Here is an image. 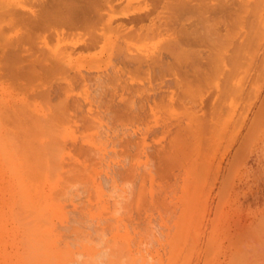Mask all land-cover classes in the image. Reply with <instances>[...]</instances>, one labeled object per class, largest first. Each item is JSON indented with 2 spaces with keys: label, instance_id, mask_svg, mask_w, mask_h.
<instances>
[{
  "label": "rangeland",
  "instance_id": "1",
  "mask_svg": "<svg viewBox=\"0 0 264 264\" xmlns=\"http://www.w3.org/2000/svg\"><path fill=\"white\" fill-rule=\"evenodd\" d=\"M41 1L0 0V264H264V0H188L195 7L182 13L178 0H115L112 24L143 27L146 38L127 43L114 31L104 44L106 30L89 52L74 48L82 32L50 35L49 50L27 40ZM164 3L177 12L174 38L196 52L181 71L198 66L201 83L175 87L163 68L175 61L165 50L173 34L160 35ZM20 47L30 58L10 64ZM125 53L160 57L164 71L150 61L149 79L145 65L119 78ZM55 68L74 76L69 90Z\"/></svg>",
  "mask_w": 264,
  "mask_h": 264
},
{
  "label": "bare ground",
  "instance_id": "2",
  "mask_svg": "<svg viewBox=\"0 0 264 264\" xmlns=\"http://www.w3.org/2000/svg\"><path fill=\"white\" fill-rule=\"evenodd\" d=\"M34 1V3H36V4H38L41 0H33ZM115 0H47L46 2L44 1L43 2V0L41 1L42 2V6L40 7L41 8V11H40V13H37V12H35L34 10V12H31L30 11V13H31V17L30 18H27L25 21H27V23H28V25L30 26V27H28V25H27V27L29 28V31L28 30H26V31H28L27 33L30 35H28V38H27V40L28 41H30V39L33 37V39L34 38H40L41 39V43L40 44H42L41 46L42 47H44V49L46 48V49H48L49 50V48H48V42L46 41L48 38H49V36L50 35H53V36H55L56 37V40L58 41V39H60V37L62 36V35H64L65 36V31H66V35H68L69 33L70 34H74L75 32L77 33H81L82 32V34H84V36L83 35H81V34H76V36H83V37H85V38H83V37H81V40H80V42L78 43V44H76V45H74V48L75 47H78L79 49H81V51L83 50V51H93L92 49H94L98 44H99V42H101L102 40H103V37H104V34H106L105 35V37L107 36V33L109 34L108 35V40H105V37H104V44L105 43H107L108 41H110V39H109V37L111 36V34H113V35H115L116 33H118V34H116L115 36L116 37H120V35L122 36V38H124L123 40H131V38L133 37V38H137V39H140L139 37H141L142 39L143 38H146V36H144L145 34L147 35V29H144L143 27L142 28H139V30H137V31H135V30H133L132 28H125V26L124 25H118V26H114V24H112V22H113V20L115 19L114 18V16H112V15H110V13L112 12L113 13V11H114V8L115 7H113V2H114ZM119 1V0H118ZM153 2H158V0H152ZM166 1V0H165ZM178 1H180V2H178V4L176 3V5H177V7H179V8H177L176 7V5L174 6V8L178 11V13L179 12H186V11H189L190 12V10H192L191 8L194 6H192L191 8H190V2H188V0H185V1H187L186 3H185V1L184 0H178ZM139 2H140V0H139ZM167 2V1H166ZM171 2V1H170ZM172 2H173V0H172ZM181 2H183V3H181ZM102 3V4H101ZM144 3V2H143ZM169 3V2H168ZM180 3V4H179ZM196 3V2H195ZM201 3V2H200ZM169 4H171V3H169ZM192 4V3H191ZM208 4V3H207ZM39 5V4H38ZM103 5H105L106 6V10L105 9H103L102 7H103ZM166 5H167V3L165 4L164 3V8H165V12L164 11H162L163 13H165V15L166 16H164V18L166 17L167 18V21H164V24L163 25H160L159 27H161V26H164V32L161 30V28L159 29V30H161L160 32H161V34H160V32H159V30H158V33H155V35L157 34V36L160 34V35H163L162 33H167V35H170L171 36V34H173V38L172 37H170V38H172V40L171 41H173V43L172 42H170V40H169V42L170 43H172L171 44V46H170V44L169 45H167V46H170V48L169 47H167L165 50L167 51V50H169V51H167V54H169L171 57H173V59L175 60H173L174 62V64H171L170 63V61H169V63L170 64H168L166 61H165V63H167L166 64V66H163V68H165V72H166V70H167V74L168 73H170L171 74V76H172V78H173V82H172V84L174 83L175 84V87H176V85H180V86H182L183 84L185 85V84H191L192 82V84H194V82H195V80H198V83H201V82H199V80H200V78H199V75H201V74H199L198 73V69H197V67L194 69V67L195 66H192V68H193V73H192V71H188L189 73H191V75L187 72V69L184 67L183 69L185 70V71H181V62H182V65L184 64V63H187V61H190V60H188V59H190V57H189V55H193V54H190V52L191 53H196V52H193V50H191V49H193V48H189V46L187 47V45L185 46L186 47V49H185V47L184 46H181V44H182V40L180 41V40H178V39H176V38H174L175 36H174V30H173V26H172V23L173 22H175V20H177V18L175 17V15L177 14V12H176V10L174 9V11L173 12H171L172 10H173V8L170 10V8H167L166 7ZM178 5H180V6H178ZM205 6V5H204ZM210 6V5H209ZM195 7V6H194ZM199 7H200V4H199ZM212 7V6H211ZM255 7H257V6H255ZM205 7H203V9H204ZM209 8V7H208ZM162 9V8H161ZM255 9V8H254ZM40 10V9H39ZM142 10V9H141ZM163 10V9H162ZM210 10V9H209ZM255 10H257V9H255ZM254 10V11H255ZM145 11H147V10H145ZM159 11V10H158ZM193 11V10H192ZM195 11V10H194ZM106 12V13H105ZM110 12V13H109ZM115 12V11H114ZM143 12V11H142ZM149 12V11H148ZM161 12V11H160ZM174 12H176L175 13V15L173 14ZM197 12H198V10H197ZM237 12V11H236ZM163 13H161L162 15H163ZM180 13V14H181ZM201 13V12H200ZM205 13V12H204ZM104 14H106L107 15V18L105 19V17H106V15H104ZM158 14H160V13H158ZM179 14V15H180ZM199 14V13H198ZM136 15V14H135ZM178 15V16H179ZM188 15V14H187ZM252 15V14H251ZM254 15H255V12H254ZM103 16H105V17H103ZM123 16V15H122ZM127 16V15H126ZM147 16V15H146ZM146 16L145 15H143L142 14V16H139L138 17V15H137V17L138 18H134V16H133V18L134 19H132L131 21L134 23L135 21L137 22H139V20L140 21H142V19H144V18H146ZM190 17H191V15H189ZM257 16V15H256ZM125 17V16H124ZM129 17V16H128ZM131 17V16H130ZM173 17H175V18H173ZM180 17V16H179ZM182 17H183V15H182ZM186 17V16H185ZM185 17H183V18H185ZM192 17H194V16H192ZM206 17V16H205ZM26 18V17H25ZM125 18H127V17H125ZM151 18V17H150ZM161 18H163L162 16H161ZM165 18V19H166ZM200 18V17H199ZM14 19V18H13ZM30 19V20H29ZM105 19V20H104ZM160 19V18H159ZM164 19V20H165ZM179 19V18H178ZM16 20V22L15 23H17V19H15ZM19 20H21V19H19ZM23 20V19H22ZM21 20V21H22ZM158 20V19H157ZM174 20V21H173ZM184 20V19H183ZM187 20V19H186ZM185 20V22H188V21H186ZM195 20V19H194ZM198 20V19H197ZM128 21H130V18H129V20ZM11 22V21H10ZM23 22V21H22ZM21 22V23H22ZM137 22V23H138ZM152 22V21H151ZM177 22V21H176ZM175 22V23H176ZM198 22V21H197ZM216 22V21H215ZM20 23V24H21ZM24 23H26V22H24ZM131 23V22H130ZM178 23V22H177ZM184 23V22H183ZM204 23H206L205 21H204ZM203 23V24H204ZM201 24V23H200ZM200 24H199V26H200ZM13 25V24H12ZM16 25H18V23L16 24ZM22 25V24H21ZM113 25V26H112ZM116 25V24H115ZM182 25V24H181ZM185 25V24H184ZM191 25V24H190ZM132 26V25H131ZM142 26V25H141ZM156 26V25H155ZM197 26V25H196ZM204 26V25H203ZM16 27V26H15ZM27 27H25V29H27ZM183 26H181V28H182ZM208 27H209V24H208ZM20 28H21V26H20ZM156 28H158V27H156ZM156 28H151V30L150 31H153V30H156L157 31V29ZM185 28V27H184ZM194 28H196V27H194ZM178 29V28H177ZM183 29V28H182ZM209 29V28H208ZM211 29V28H210ZM22 30H24V29H22ZM106 30H111V32H108L107 31V33L105 32ZM145 30V31H144ZM175 30H176V28H175ZM193 30V29H192ZM207 30V29H206ZM116 33H115V32ZM170 31H173V33L172 32H170ZM185 31H187L186 29H185ZM185 31H184V29L183 30H181V36H182V38L184 39V41H186L187 40V37H184V36H190L191 38L190 39H192L193 40V36H195V35H188L187 33H188V31L186 32V35H185ZM193 31H195V29L193 30ZM203 31V30H202ZM68 32V33H67ZM113 32V33H112ZM142 32H145V33H143L142 34ZM170 32V33H169ZM190 32H191V30H190ZM27 33H25V35L27 34ZM194 33V32H193ZM206 33H208V32H205V34ZM69 34V35H70ZM142 34V35H141ZM176 34V33H175ZM190 34V33H189ZM195 34V33H194ZM200 36V38L202 37L201 35H202V33H198ZM69 35H68V37H69ZM159 35V36H160ZM165 35V34H164ZM163 35V36H164ZM167 35H165V36H167ZM184 35V36H183ZM197 35V34H196ZM203 35H204V33H203ZM247 35V34H246ZM35 36V37H34ZM37 36H39V37H37ZM74 37H76L75 35H73ZM142 36H144V37H142ZM148 36H150V35H148ZM206 36V35H205ZM209 36V33H208V35H207V37ZM213 36V35H212ZM20 37V36H19ZM67 37V36H66ZM73 37V38H74ZM112 37V36H111ZM110 37V38H111ZM128 37V38H127ZM129 37H131V38H129ZM161 37V36H160ZM169 37V36H168ZM196 37H198V36H196ZM18 38V37H17ZM24 38V37H23ZM54 38V37H53ZM102 38V39H101ZM121 38V37H120ZM122 38H121V40H122ZM202 38H204V36L202 37ZM209 38V37H208ZM207 38V39H208ZM210 38H211V36H210ZM65 39V38H64ZM79 39H80V37H79ZM79 39H78V41H79ZM100 39H101V41H100ZM114 39V38H113ZM141 39V40H142ZM189 39V40H190ZM206 39V40H207ZM212 39V38H211ZM214 40H215V38H213ZM19 40H21V39H19ZM26 40V41H27ZM127 40V43L129 42ZM144 40V39H143ZM195 40V39H194ZM193 40V41H194ZM196 40H198V39H196ZM17 41V40H16ZM23 41V40H22ZM61 41V40H60ZM117 42L118 41H120V39L118 40V38H117V40H116ZM166 41H168V40H165L164 42H166ZM199 41H202L201 43H203V40H200L199 39ZM209 41H211V40H209ZM217 41V40H216ZM216 41H215V43H216ZM249 41V40H248ZM25 42V41H24ZM59 42V41H58ZM57 42V43H58ZM62 42H64V41H62ZM122 42V41H121ZM124 42V41H123ZM164 42H162V44H164ZM212 42H213V40H212ZM20 43H22V42H20ZM76 43V42H75ZM119 43V42H118ZM126 43V42H125ZM126 43V44H127ZM6 44H7V42H6ZM14 45L16 44V42H14L13 43ZM38 44V43H37ZM123 44V43H122ZM200 44V43H199ZM208 44V43H207ZM5 45V44H4ZM4 45H2V46H4ZM8 45V44H7ZM57 45V44H56ZM59 45V44H58ZM100 45V44H99ZM109 45H110V43H109ZM112 45V44H111ZM119 45H121V44H119ZM166 45V44H165ZM197 45V44H196ZM210 45V44H209ZM24 46V45H23ZM105 46V45H104ZM103 46V47H104ZM122 46V45H121ZM160 46V45H159ZM211 46V45H210ZM209 46V47H210ZM213 46V45H212ZM10 47V46H9ZM11 47H13V46H11ZM53 47V46H52ZM67 47L69 48L70 46H68L67 45ZM98 47V46H97ZM3 48V47H2ZM14 48H15V46H14ZM20 48H22V47H20ZM64 48V47H63ZM71 48H73V46L71 47ZM74 48L73 49H71L72 51L74 50ZM99 48H100V46H99ZM110 48V47H109ZM161 48H163L162 46H161ZM180 48H182V53L183 54H181V56H183L181 59L177 56L178 55V53H179V55H180ZM189 50H188V49ZM17 49H19V48H17ZM26 48H22V51H20L21 53H16V49H15V51L13 50V48H12V53L11 54H9L10 56L8 57V60H12L13 62H11L10 64H12V63H14L15 62V60L16 59H19V57H21V59L20 60H18V61H16L17 63H18V66H19V64H21V62L19 63V61H21L22 59H23V61H25L27 58H28V56L30 55V53H29V51H27V49L25 50ZM96 49V48H95ZM94 49V50H95ZM104 49H105V47H104ZM185 49V50H184ZM201 49V48H200ZM212 49H214V48H212ZM47 50V51H48ZM58 50V46H57V48H56V50L54 51V53L56 52ZM69 50V49H68ZM106 50V49H105ZM109 50V49H108ZM107 50V51H108ZM161 50V49H160ZM159 50V51H160ZM208 50V49H207ZM18 51V50H17ZM41 51V50H40ZM46 50H45V53L47 52ZM58 51H64V50H62V47H61V50H60V48H59V50ZM57 51V52H58ZM71 51V52H72ZM75 51H77V49L75 50ZM80 51V52H81ZM82 51V52H83ZM119 51V50H118ZM190 51V52H189ZM199 51V50H198ZM49 52V51H48ZM59 52V53H60ZM96 52V51H95ZM109 52V51H108ZM107 52V53H108ZM209 52V51H208ZM52 53V52H51ZM51 53L49 54V57H48V60L46 59V58H44L45 57V55L46 54H48V53H46V54H43L42 52H40V54H41V56H44V57H41V56H39L40 58H43V60L42 61H44L45 59H46V61H47V63H48V65H50V66H52V68L54 67V64H55V62L53 61V63L51 62L52 60H54L55 58L54 57H52V56H50L51 55ZM64 53H66L65 51H64ZM73 53V52H72ZM102 53V52H101ZM115 53V52H114ZM121 53V52H120ZM119 53V54H120ZM197 53H201V52H197ZM17 54L19 55L20 54V56H18V57H16L17 56ZM29 54V55H28ZM60 54H63V52L62 53H60ZM74 54V53H73ZM76 54V53H75ZM78 54V53H77ZM81 54V53H80ZM83 54V53H82ZM123 54V56H125L124 55V53H122ZM126 54V53H125ZM209 54V53H208ZM6 55V54H5ZM25 55H27V58L26 59H24L25 58ZM56 55V54H55ZM137 55V54H136ZM141 55V54H140ZM168 55V56H169ZM199 55V54H198ZM201 55V54H200ZM215 55V54H214ZM8 56V55H7ZM6 56V57H7ZM63 56V57H62ZM61 56V59L62 58H64V57H66L65 55H62ZM91 56H93V55H91ZM110 56V55H109ZM116 56V55H115ZM126 56L127 57H122V59L121 58H119L120 60H122V61H118V62H121V65L123 64L124 65V68L123 69H126V70H121V69H119V68H117V72H118V77L120 76L119 75V73L123 76L124 75V73L126 74H131V71L133 70L135 73H136V71L139 73V70L141 69V67H143L144 65L146 66L145 68H147L146 69V71H145V69L143 70V69H141V70H143V71H145L146 72V74H147V76H149L147 79H149L150 77H152L153 75H151V73H150V70L151 69H153L151 66L153 65V61H151L152 60V57H151V59H149V61H147V60H139L138 58L139 57H136V58H134V57H128V55L126 54ZM209 56V55H208ZM39 57H37L36 56V61H39V63H40V65L41 66H43V62H41L40 60L41 59H39ZM141 57V56H140ZM162 57V56H161ZM189 57V58H188ZM197 57V56H196ZM201 57V56H200ZM203 57V56H202ZM224 57V56H223ZM225 57H226V55H225ZM224 57V59H226ZM29 58H30V56H29ZM32 58V57H31ZM60 58V57H59ZM143 58H144V56H143ZM238 58V57H237ZM118 59V60H119ZM203 59H204V57H203ZM207 59H209V57L207 58ZM206 59V60H207ZM214 59H215V57H214ZM67 60V59H66ZM160 60H161V58L159 57L158 58V60L157 61H159V63L158 62H155L156 64H159L158 66H160L161 67V70L160 71H162V66L161 65H163L164 63H162L161 64V62H163V60L160 62ZM236 60H238V59H236ZM3 61V60H2ZM22 61V62H23ZM64 61V60H63ZM144 61H145V63H144ZM153 62L152 64H150L151 62ZM201 61V60H200ZM199 61V62H200ZM4 63H5V60L3 61ZM16 62L14 63V64H16ZM45 62V61H44ZM51 62V63H50ZM67 62H68V60H67ZM146 62H150V63H146ZM184 62V63H183ZM197 62V61H196ZM217 62V61H216ZM237 62H239V61H237ZM1 63V62H0ZM26 63V62H25ZM38 63V64H39ZM42 63V64H41ZM46 63V62H45ZM59 63V62H58ZM112 63V62H111ZM154 63V64H155ZM222 63V62H221ZM241 63V62H240ZM239 63V64H240ZM2 65H3V63H1ZM24 64V63H23ZM27 64V63H26ZM53 64V65H52ZM56 64H57V62H56ZM55 64V66H56V68H57V65ZM64 64V63H63ZM66 64V63H65ZM64 64V65H65ZM155 64V65H156ZM216 64H218V63H216ZM215 64V65H216ZM234 64H235V62H234ZM1 65V66H2ZM9 65V64H8ZM27 65H30V64H27ZM27 65H25L24 66V70L25 71H27L30 67H31V65H30V67L27 69ZM58 65H60V64H58ZM115 65V64H114ZM122 65V66H123ZM185 65V64H184ZM183 65V66H184ZM187 65V64H186ZM185 65V66H186ZM189 65V64H188ZM193 65V64H192ZM197 65V64H196ZM213 65V64H212ZM7 66V65H6ZM62 66V65H61ZM65 66H68V65H65ZM64 66V67H65ZM148 66V67H147ZM154 66V65H153ZM238 66V65H237ZM240 66V65H239ZM2 67H5V66H2ZM10 67V66H9ZM34 67L35 66H33V68L32 69H34ZM43 67H45V66H43ZM70 67V66H69ZM114 68L115 67H117V66H113ZM120 67V66H119ZM126 67V68H125ZM128 67V68H127ZM130 67H131V69H130ZM149 67H151L150 68V70H149ZM155 67V66H154ZM157 67V66H156ZM189 67V66H188ZM219 67V66H218ZM7 68H8V66H7ZM31 68L29 69V72H32V71H30L31 70ZM51 67H50V69H52ZM55 68V70H57ZM60 68V67H59ZM191 68V67H190ZM199 68V67H198ZM222 68V67H221ZM235 68H236V66H235ZM9 69V68H8ZM27 69V70H26ZM36 69V68H35ZM49 69V70H50ZM130 69V70H129ZM160 69V68H159ZM158 69V70H159ZM182 69V70H183ZM200 69V68H199ZM45 70V69H44ZM43 70V71H44ZM52 70H54V69H52ZM60 71H58L59 73H58V75L60 74V73H62V74H60V76H62L61 77V79H60V81L62 80V81H64V84L65 85H67V88H68V90H69V87H71L72 86V84H74V83H71V81L72 80H74L75 78H74V76H73V78L72 77H70V76H68V77H70V80H69V78L68 77H65V73H64V70L63 69H59ZM63 72H62V71ZM195 70H197V74H199V75H195L196 73L194 72ZM215 70V69H214ZM213 70V71H214ZM36 71V70H35ZM67 71V70H66ZM74 71V70H73ZM113 71V73H114V70H112ZM115 71V73H117ZM122 73H121V72ZM163 71H164V69H163ZM202 71V70H201ZM200 71V73H203V72H201ZM204 71V70H203ZM38 74H37V73ZM35 72V74H37L38 75V78L40 77L39 76V71L37 70ZM48 72V71H47ZM50 74H52L53 75V73H55V72H53V71H51L50 70ZM152 72H154V71H152ZM159 72V71H158ZM204 72H206V71H204ZM64 73V74H63ZM77 73V72H76ZM161 73V72H160ZM162 73H164V72H162ZM48 74V73H47ZM49 74V75H50ZM83 74V73H82ZM80 72L79 73H77L76 75L78 76L77 78H79L81 81H84L85 82V78H84V75H82ZM141 74H142V71H141ZM153 74H155V73H153ZM213 74V73H212ZM26 75H28V77H26V79H28V78H30V76H31V74L29 73V74H26ZM73 75H75V74H73ZM75 75V76H76ZM113 75H116V74H113ZM135 75V74H134ZM144 75V74H143ZM159 75V73L157 74V76ZM215 75V74H214ZM228 75V74H227ZM230 75V74H229ZM111 76V75H110ZM109 76V77H110ZM137 76V75H136ZM161 76V75H160ZM165 76V75H164ZM203 76V75H202ZM207 75H205V77H206ZM42 77L44 78V74L42 75ZM51 77V76H50ZM117 76L116 77H114L113 76V78H117V79H119V78H121V77H119L118 78ZM170 77V76H169ZM209 77V76H208ZM216 77V76H215ZM32 78H34V75L32 74ZM32 78H30L31 79V81H32ZM37 78V79H38ZM160 78V77H159ZM24 78H22V80H23ZM30 79H28L29 81H30ZM41 79V78H40ZM46 78H44V80H45ZM106 79H110V78H106ZM105 79V80H106ZM111 79H112V77H111ZM131 79V78H130ZM162 79V78H161ZM201 79H203V78H201ZM212 79V78H211ZM17 80V79H16ZM25 80V79H24ZM27 80V81H28ZM47 80V79H46ZM59 80V79H58ZM114 80H116V79H114ZM120 80V79H119ZM122 80V79H121ZM156 79H155V77H154V81H155ZM160 80V79H159ZM163 80H164V78H163ZM205 80V79H204ZM49 81V80H48ZM87 81V80H86ZM110 81V80H109ZM111 81H113V80H111ZM110 81V82H111ZM147 81V80H146ZM161 81V80H160ZM16 82V81H15ZM38 82V81H37ZM104 82V81H103ZM121 81H119V83H120ZM123 82V81H122ZM148 82V81H147ZM156 82V81H155ZM197 82V81H196ZM204 82H206V80L204 81ZM208 82V81H207ZM41 83V82H40ZM83 83V82H82ZM100 83H101V81H100ZM113 83V82H112ZM161 83V82H160ZM164 83V82H163ZM168 83V82H167ZM209 83V82H208ZM71 84V86H68V85H70ZM84 84V83H83ZM104 84V83H103ZM121 84V83H120ZM174 84H173V86H174ZM207 84V83H206ZM105 85V84H104ZM169 85V84H168ZM183 85V86H184ZM17 86V85H16ZM75 86H76V84H75ZM100 86H103V85H101L100 84ZM99 86V87H100ZM123 86H125V83H124V85ZM167 86V85H166ZM170 86H172V85H170ZM169 86V87H170ZM63 87V86H62ZM88 87V86H87ZM110 87V86H109ZM108 87V88H109ZM121 87V86H120ZM161 87V86H160ZM67 88L65 87V89H62L63 91H61L60 90V92H66L67 91ZM119 88V87H118ZM178 88H180V87H178ZM188 89V88H187ZM51 90V89H50ZM50 90H49V92L48 93H50L51 94V92H50ZM65 90V91H64ZM101 90H102V87H101ZM107 90V89H106ZM108 90H110V89H108ZM150 90V89H149ZM179 90V89H178ZM183 90H184V88H183ZM59 91V90H58ZM144 91V90H143ZM154 91V90H153ZM153 91H152V93H153ZM161 91V90H160ZM159 91V92H160ZM191 91V90H190ZM53 92V91H52ZM68 92V91H67ZM103 92V91H102ZM114 92H115V89H114ZM126 92V91H125ZM129 92V91H128ZM145 92V91H144ZM156 92V91H155ZM43 93H45V92H43ZM48 93H45L44 95L46 96V95H48ZM56 93H57V91H56ZM59 93V92H58ZM109 93V92H108ZM113 93V92H112ZM111 93V94H112ZM62 94V93H61ZM110 94V95H111ZM128 94V93H127ZM144 94V93H143ZM146 94H147V92H146ZM150 94V93H149ZM43 95V94H42ZM93 95V94H92ZM159 95V94H158ZM175 95V94H174ZM50 96V95H49ZM53 96V95H52ZM58 96V95H57ZM63 96V95H62ZM66 96V95H65ZM151 96H153V95H151ZM55 97V96H54ZM110 97H112V96H110ZM121 97V96H120ZM136 97V96H135ZM154 97V96H153ZM46 98V97H45ZM44 98V99H45ZM49 97H47V99H48ZM63 98V97H62ZM130 98H131V96H130ZM167 98V97H166ZM59 99H61V98H59ZM110 99V98H109ZM140 99V98H139ZM64 100V98L62 99V101ZM67 100V99H66ZM102 100V99H101ZM111 100H113V98L111 99ZM152 100V99H151ZM153 100H154V98H153ZM162 100V99H161ZM65 101V100H64ZM131 101V100H130ZM146 101V100H145ZM51 102V101H50ZM61 102V101H60ZM100 102V101H99ZM125 102V101H124ZM132 102V101H131ZM140 102V101H139ZM179 102V101H178ZM52 103V102H51ZM65 103H66V101H65ZM74 103V102H73ZM91 103V102H90ZM101 103V102H100ZM110 103V102H109ZM112 103V102H111ZM117 103V102H116ZM126 103V102H125ZM60 104V103H59ZM58 104V105H59ZM62 104H64V103H62ZM106 104V103H105ZM104 104V105H105ZM108 104V103H107ZM134 104V103H133ZM51 105V104H50ZM66 106H67V104H65ZM64 105V106H65ZM126 105V104H125ZM129 105V104H128ZM143 105V104H142ZM147 105V104H146ZM62 106V105H61ZM64 106H62L63 108H64ZM72 106V105H71ZM80 106V105H79ZM133 106V105H132ZM78 107V106H77ZM123 107V106H122ZM134 107H136V106H134ZM144 107V106H143ZM211 107V106H210ZM67 108V107H66ZM65 108V109H66ZM71 108V107H70ZM79 108V107H78ZM120 108V107H119ZM118 108V109H119ZM124 108V107H123ZM127 107H125V109H126ZM131 108V107H130ZM215 108V107H214ZM46 109V108H45ZM59 109H62V108H60L59 107ZM72 109V108H71ZM67 110H69V109H67ZM121 110V109H120ZM130 110V109H129ZM64 111V110H63ZM73 111H75V110H73ZM107 111H109V110H107ZM134 111V110H133ZM119 112H121V111H119ZM130 112V111H129ZM135 112V111H134ZM134 112H132L133 114H135ZM63 113V112H62ZM65 113V112H64ZM122 113H124V110H123V112ZM211 113V112H210ZM218 113V112H217ZM70 114V113H69ZM127 114H128V112H127ZM130 114V117H131V112L129 113ZM133 114H132V117H134L133 116ZM84 115V114H83ZM109 115V114H108ZM69 116V115H68ZM102 116V115H101ZM123 116V115H122ZM137 116V115H136ZM70 117V116H69ZM120 117H121V115H120ZM140 117V116H139ZM138 117V118H139ZM124 118V117H123ZM128 118V117H127ZM213 118V117H212ZM61 119V118H60ZM71 119V118H70ZM125 119H126V117H125ZM209 119V118H208ZM207 119V120H208ZM45 120V119H44ZM131 120V119H130ZM130 120H129V122H130ZM62 121H64V118H63V120ZM89 122V121H88ZM199 122H200V120H199ZM45 123V122H44ZM189 123V122H188ZM96 124H97V122H96ZM98 125V124H97ZM72 127V126H71ZM188 127V126H187ZM107 132V131H106ZM191 133V132H190ZM184 135V134H183ZM261 244H262V240H261ZM263 245V244H262ZM262 248V247H261ZM260 249V248H259ZM262 251H263V249H262ZM263 254V253H262ZM264 258V257H263Z\"/></svg>",
  "mask_w": 264,
  "mask_h": 264
}]
</instances>
